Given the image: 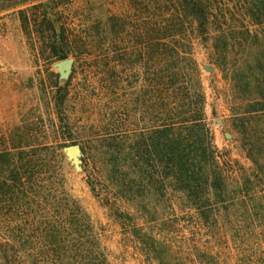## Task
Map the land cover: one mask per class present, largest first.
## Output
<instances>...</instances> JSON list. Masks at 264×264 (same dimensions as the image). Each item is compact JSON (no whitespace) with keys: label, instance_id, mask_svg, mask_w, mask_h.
<instances>
[{"label":"trees","instance_id":"trees-1","mask_svg":"<svg viewBox=\"0 0 264 264\" xmlns=\"http://www.w3.org/2000/svg\"><path fill=\"white\" fill-rule=\"evenodd\" d=\"M132 1L140 20L113 17L107 34L133 41L127 51L144 68L146 134H102L93 195L143 264H264V0ZM199 46L222 73L247 163L217 144ZM42 133L0 152V264H114L69 187L67 140L50 147Z\"/></svg>","mask_w":264,"mask_h":264},{"label":"rangeland","instance_id":"rangeland-1","mask_svg":"<svg viewBox=\"0 0 264 264\" xmlns=\"http://www.w3.org/2000/svg\"><path fill=\"white\" fill-rule=\"evenodd\" d=\"M134 8L132 0H0V152H19V137L26 131L43 132L41 137H47L50 147L65 140L68 145L80 144L86 171L75 169L63 148L69 187L91 214L114 264L143 263L126 251L120 225L93 195L88 180L103 183L101 137L111 125H119L113 132L116 136L146 134L144 68L136 66L135 52L127 51L133 41L127 37L130 42L124 43L107 34L113 17L123 15L130 25L140 20ZM61 49L74 59L68 77H62L56 66ZM197 50L204 65H213L204 47ZM202 70L217 144L247 163L236 142L222 73ZM63 96L67 97L64 106L56 107V97ZM215 119L223 124L214 123ZM18 163L15 159L7 166Z\"/></svg>","mask_w":264,"mask_h":264},{"label":"water","instance_id":"water-1","mask_svg":"<svg viewBox=\"0 0 264 264\" xmlns=\"http://www.w3.org/2000/svg\"><path fill=\"white\" fill-rule=\"evenodd\" d=\"M74 65V59L73 58H66L63 60H60L56 63V66L59 69L60 75L62 77H68L72 67ZM205 71L207 72H213L215 70V67L213 65H203ZM214 123L216 124H223V121L221 119H215ZM225 136L227 138H232V134L229 132L225 133ZM66 154L68 158L71 160L72 164L74 165L75 169L77 170H83L82 164H83V159H82V148L81 145L78 143L71 144L66 146L65 148Z\"/></svg>","mask_w":264,"mask_h":264}]
</instances>
